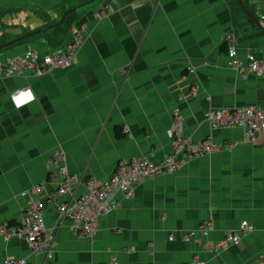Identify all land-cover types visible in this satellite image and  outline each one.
<instances>
[{
  "label": "crops",
  "instance_id": "0c3cea01",
  "mask_svg": "<svg viewBox=\"0 0 264 264\" xmlns=\"http://www.w3.org/2000/svg\"><path fill=\"white\" fill-rule=\"evenodd\" d=\"M243 1L264 27V5ZM91 2L0 0V48L41 32L71 10L78 17L59 48L40 38L0 53L3 63L30 48L41 55L63 49L74 41L72 30L85 36L72 68L41 78L29 72L0 78V226L23 221V192L38 186L43 196L57 191L51 165L57 151L67 154L69 172L83 178L76 197L84 193L85 179L110 177L121 160L162 164L171 150L167 131L175 110L185 119L187 136L233 149L146 179L133 199L115 196L117 210L100 220L93 239L81 241L61 228L50 257L0 236V264L10 258L26 264H264V135L249 142L243 129L213 130L206 121L211 108L264 109V80L232 70L224 44L232 32L239 59H264V32L237 0ZM190 65L196 72L184 80ZM20 90L25 95L13 100ZM39 199L47 227L54 228L57 208L71 196ZM205 223L210 247L243 226L255 231L241 233L239 246L215 254L183 239Z\"/></svg>",
  "mask_w": 264,
  "mask_h": 264
},
{
  "label": "built area",
  "instance_id": "2783aa9c",
  "mask_svg": "<svg viewBox=\"0 0 264 264\" xmlns=\"http://www.w3.org/2000/svg\"><path fill=\"white\" fill-rule=\"evenodd\" d=\"M255 5H264V0H251ZM74 41L63 49H58L46 55L40 60L39 53L30 48L22 57L15 58L8 63L0 61V78H15L31 73L35 78H41L54 68H72L77 61V55L84 47L85 36L79 30H72ZM228 66L246 78L253 75L264 80V59L256 55H249L247 59L238 58V39L234 33H228L224 39ZM187 75L195 74L193 66L187 67ZM26 90L17 91L12 99L16 100L25 95ZM210 101V100H209ZM206 121L213 130L240 128L244 131V139L256 142L264 135V109L257 107H244L234 110L211 108L206 115ZM167 139L171 143V150L162 164L157 165L145 158L125 159L118 162L112 175L106 179L90 177L85 179L84 193L76 197V188L82 183L83 178L69 172L66 165L67 154L57 151L51 165L56 170L59 178V186L54 194L43 196L41 186L34 187L23 192L22 198L27 201L26 213L23 221L14 225L0 226V236L6 241L21 240L25 242L32 254L50 257L52 248L56 243L58 231L61 228H69L81 241L93 239L99 228V222L111 212L117 210L118 203L115 196L120 195L124 199H133L140 183L146 179L165 174H175L180 171L187 160L202 158L214 153L229 151L233 145H207L195 141L185 134V119L179 110H175L174 119L167 131ZM71 196V200L57 208L58 220L54 228H48L45 223L44 203L42 199H55L63 196ZM210 224L205 223L198 231L187 233L183 236L186 242L197 243L208 249L210 246L205 239L210 234ZM253 226H243L240 232H231L226 235L223 242L210 247L213 253H221L230 247L241 244V233H252ZM173 238H171L172 240ZM209 246V247H208ZM2 264H26L24 258H10ZM111 264H120L113 259ZM193 264H202L198 259Z\"/></svg>",
  "mask_w": 264,
  "mask_h": 264
},
{
  "label": "trees",
  "instance_id": "16d2710c",
  "mask_svg": "<svg viewBox=\"0 0 264 264\" xmlns=\"http://www.w3.org/2000/svg\"><path fill=\"white\" fill-rule=\"evenodd\" d=\"M76 21H78L76 10H71L68 12L65 22L59 27L42 32H33V33L25 34L21 38H18L14 43L0 48V53L4 51H8L16 46L24 45L26 43H32L40 38H45L46 43L53 46V48L55 47L59 48L63 44L66 34L70 32L72 26L75 24ZM59 22L60 21L54 22V25ZM58 35L59 37H57ZM118 134L119 136H121L120 132Z\"/></svg>",
  "mask_w": 264,
  "mask_h": 264
},
{
  "label": "water",
  "instance_id": "95a60500",
  "mask_svg": "<svg viewBox=\"0 0 264 264\" xmlns=\"http://www.w3.org/2000/svg\"><path fill=\"white\" fill-rule=\"evenodd\" d=\"M96 0H92V2H94ZM91 2V3H92ZM240 8L243 10V12L249 17V19L255 24V26L260 29L262 32H264V27L261 25L260 20L253 14V12L246 6V4L244 3L243 0H237ZM68 12L65 13L62 17V19L60 20L59 23L52 25V26H48L46 28H44L42 31H46V30H51L54 28L59 27L60 25H62L65 22L66 16H67Z\"/></svg>",
  "mask_w": 264,
  "mask_h": 264
},
{
  "label": "rangeland",
  "instance_id": "374dc122",
  "mask_svg": "<svg viewBox=\"0 0 264 264\" xmlns=\"http://www.w3.org/2000/svg\"><path fill=\"white\" fill-rule=\"evenodd\" d=\"M56 50H58V49H56ZM56 50H54V51H56ZM46 55H47V54H46ZM46 55H41V54H40V55H39L40 60L44 59V58L46 57ZM55 69L58 70V69H65V68H54V69H52V70H55ZM52 70H51V71H52Z\"/></svg>",
  "mask_w": 264,
  "mask_h": 264
}]
</instances>
